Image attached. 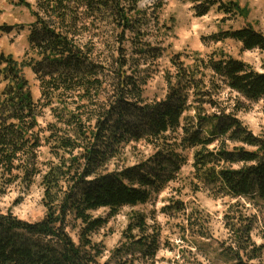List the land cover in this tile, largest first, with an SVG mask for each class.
Masks as SVG:
<instances>
[{"label": "trees", "instance_id": "obj_1", "mask_svg": "<svg viewBox=\"0 0 264 264\" xmlns=\"http://www.w3.org/2000/svg\"><path fill=\"white\" fill-rule=\"evenodd\" d=\"M217 3L223 13L247 15L236 1ZM161 4L154 0L149 7ZM25 6L34 21L27 35L30 56L21 64L34 73L40 95L33 99L21 65L0 53V172L8 183L40 176L46 211L28 221L0 210V264H95L102 250L93 233L121 208L146 203L174 180L186 163V149L193 150L195 178L215 194L264 200V138L248 130L235 112L221 108L205 115L197 109L194 120L185 118L191 126H180L190 97L204 95L205 71L211 86H225L246 100L264 99V71L222 51L196 57L190 65L173 61L165 97L146 101L124 44L129 42L136 54L149 52L141 39L149 17L139 0H36L34 7ZM210 38L264 51V34L248 24L218 30ZM46 106L55 121L47 125L44 140L55 160L42 170L37 116ZM140 140L155 148L146 161L107 170L123 145ZM172 205L185 209L180 201ZM100 208L107 209L106 216L93 213ZM150 227L140 211L127 224L131 244L147 258L159 249V230L152 226L149 233ZM123 252L133 254L129 247ZM114 257L112 264H134Z\"/></svg>", "mask_w": 264, "mask_h": 264}, {"label": "rangeland", "instance_id": "obj_2", "mask_svg": "<svg viewBox=\"0 0 264 264\" xmlns=\"http://www.w3.org/2000/svg\"><path fill=\"white\" fill-rule=\"evenodd\" d=\"M35 1L0 0V53L12 56L21 65L32 97L37 101L40 95L38 81L32 70L21 64L30 56L27 35L34 21L25 3L34 7ZM153 1L139 0V6L149 17L141 38L149 44L148 54H136L134 49L130 50L129 42L124 43L128 48L127 56L131 58L129 63L133 65V71L128 72L132 71L143 81L140 89L144 100L165 97L166 78L175 71L173 61L190 65L196 57H206L213 51H222L248 63L258 72L264 71L263 50H245L232 39L216 42L210 38L218 30H233L247 24L264 34V0H214L215 4L211 6H208L211 0H161L160 6L149 7ZM228 1H236L244 8L246 17L221 12L217 2ZM209 75L210 72L205 71L201 90L204 95L198 100L193 95L190 97V107L182 114L180 126H191L190 120L187 122L185 118L194 120L197 109L206 115L222 108L225 113L235 112L236 118L248 130L264 138V99L246 100L225 86H211ZM3 85L4 81L0 82V91ZM209 99L216 105H211ZM237 106L239 109L235 110ZM39 110L38 132L42 145L38 148V160L39 168L44 170L46 161L55 160L44 140L48 135L46 127L55 118L49 106ZM180 132L178 129L176 134ZM192 151H183L186 163L161 191L152 194L144 204L121 208L93 233V241L102 250L95 264H112L114 256L133 259L134 264H238L240 261L264 264V200L232 198L212 192L209 186L195 178ZM154 152L153 145L144 140L130 142L119 149L106 168L110 171L132 166L146 161ZM8 179L0 172V210L28 221L41 219L46 211L41 177L37 175L31 182L19 179L8 183ZM174 201L182 202L185 209L173 208ZM134 211L146 215L147 223L151 225L149 233L152 226L159 230V249L151 258L143 256V251L130 242L127 224ZM93 213L106 216L108 211L100 208ZM248 227L247 236L245 230ZM132 233L138 234L136 230ZM125 247L130 248L132 256L123 252ZM117 248L121 252L115 255ZM236 248L240 252L238 257L233 255Z\"/></svg>", "mask_w": 264, "mask_h": 264}]
</instances>
